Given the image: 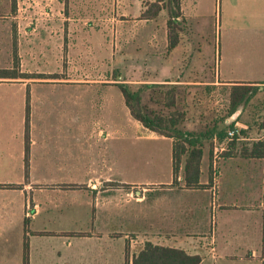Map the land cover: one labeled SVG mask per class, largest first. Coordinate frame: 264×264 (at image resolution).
<instances>
[{
  "label": "rangeland",
  "instance_id": "obj_1",
  "mask_svg": "<svg viewBox=\"0 0 264 264\" xmlns=\"http://www.w3.org/2000/svg\"><path fill=\"white\" fill-rule=\"evenodd\" d=\"M156 1L16 0L15 14L22 19L26 63H30L33 57L31 53L36 47L38 55L33 58V62L42 74L51 72L63 78L79 77L91 82L111 83L106 86L93 83L86 88L87 180L94 176V170L100 167L98 172H102L105 169L101 166L112 167L115 172L118 170V175L113 171V177L119 183L131 179L142 182L165 181L172 170V141L146 132L131 116L116 85L123 82L139 88L145 81L158 82L173 67L178 66L169 63L170 58L177 61L175 55L180 59L179 68L182 69L184 54L177 51L173 57L169 55L168 12L162 11L153 20L142 18V13ZM182 1L186 16L182 26L185 35L189 36L190 44H193L192 56L185 55L184 60L191 61L198 76L219 80L220 84L192 89L152 84L143 93L144 107L149 112L166 117L177 112L184 114L178 127L189 132L207 133L213 129L217 133L227 132L234 122L229 116L230 95L234 85H224L221 81H264V25L256 14L257 7L260 9L259 3L253 5L255 16L249 21L241 16L239 0ZM34 30H37L36 34ZM34 36L37 37L36 43ZM37 57L38 60H35ZM3 86L0 85V99L4 102L0 111V148L5 151L0 153V186H3L0 190V207L4 206L5 195L14 196L10 186L22 189L23 185L17 183L23 184L25 181V169L23 171L20 168L19 160L15 158L17 155L10 151L19 145L17 132L20 120L25 116V105L16 100L11 87ZM167 97L175 100V107L167 105ZM238 111L240 119L235 121L248 126L242 135L258 138L264 129V87ZM100 131H103L101 135ZM248 143L251 142L238 141L236 138L229 144L243 150ZM213 148L214 139L206 140L205 149L212 157ZM116 151L119 156H115ZM102 155L106 164L98 165V157ZM184 167L185 163H182L180 173L184 174ZM123 173H127V177ZM62 187L66 191L55 192L50 187L39 191L35 187L34 197L41 201L42 212L30 221L29 231L56 233L81 230L88 234L93 229L96 223L95 195L92 190L89 188L85 193H75L70 190L71 186ZM101 187L105 188L106 184L102 183ZM131 187L120 184L117 187L120 212L122 208L126 209V194L132 193ZM210 199H213L212 194ZM16 200L6 207L7 220L2 222V228L6 231L0 238V264H23L20 256L22 244H12L16 242L17 233L13 224L18 223V217L14 216L18 215L21 207V201ZM27 212L29 217L26 215V218L34 217L30 207ZM23 227L25 231V223L22 222L19 229L23 230ZM216 228H219L217 220L214 230ZM122 229L126 231L125 226ZM46 235L31 237L30 264H127L128 259L131 264L133 257L147 242L159 243L157 235L149 232L115 233L114 236L118 237L113 239L116 244H97L98 238H95L94 233L76 239L67 235ZM125 235L128 239H119ZM145 236H148L149 241ZM81 239L85 244H78ZM132 240L134 247H129L126 242L131 244ZM69 241L74 244H68ZM232 264H239V260Z\"/></svg>",
  "mask_w": 264,
  "mask_h": 264
},
{
  "label": "crops",
  "instance_id": "obj_2",
  "mask_svg": "<svg viewBox=\"0 0 264 264\" xmlns=\"http://www.w3.org/2000/svg\"><path fill=\"white\" fill-rule=\"evenodd\" d=\"M239 1L241 16L246 17L249 21L255 16L252 10L253 5L256 4L255 2L259 3L257 5L260 6V9L257 7L256 14L260 23L264 25V0ZM242 5L244 12L242 11ZM182 13L186 20L183 1ZM54 20L58 21V19ZM36 32L37 30H34L35 34ZM184 32L180 34L178 46L170 50V57H173L177 51L184 54V59H186L185 55L190 54L192 56L191 48L193 44H190L189 36L185 35ZM32 35L33 33L30 34L33 41ZM23 37L22 19L16 16L12 0H0V70H16L20 74H42L33 62V58L38 55L35 46L33 53H31L33 57H31L30 63H26L23 53ZM36 41L37 37L34 36V43ZM30 44L32 45V42ZM15 53L17 54V62H15ZM175 57L177 61L174 62L175 58H170L169 63L178 66L173 67L169 74H165L158 82L145 81L144 83L175 88L186 86L191 89L220 84L219 80L198 76L189 60L183 59V62H181L182 69H180V59L177 55ZM35 60H38V57ZM43 75L46 76L44 78L25 79L0 78V85L4 84L3 87H11L14 90L13 95L16 96V100L25 105V110L29 95L30 106L29 177H26L25 173L24 183H17V185H23L22 189H12L14 196H4V206L0 207V238L3 237V232L6 231L2 228V222L7 220L8 215L6 207H9L12 201L16 198H18L16 201H21L20 212L14 216V218L18 217V223L13 224L16 229H19L20 224L22 222L24 224L26 220L27 208L30 207L34 212V217L32 216L29 219L30 221L42 212L41 201L34 197L35 187L39 191L46 189L45 187H50L55 192H61L66 191L62 186L67 185L71 186L70 190L75 193H85L90 188L93 195H95L94 222L96 225L93 224L94 227L88 234H96L97 244H116L113 240L118 238L114 236L115 233L144 234L149 232L157 235L159 243L153 244L182 249L191 255H200L202 264H217L218 262L232 264L237 259L239 264H264V158H246L242 156V148L235 146H231L230 150L228 148L229 152L220 161L219 190L215 211L219 228L214 230L212 224L214 210H212L210 199L212 194L210 185L212 155H209L210 152H207L204 148L200 183L205 187L201 189L186 188L183 173L178 176L179 183L173 185L175 180L173 140L169 138L167 139L172 141V170L167 180L142 182L131 179L122 182L123 184L116 182L117 178L113 177V168L111 167V170L108 166H101L106 164L103 155L98 157V165L101 164V168L105 169H101L102 172H98L100 167L94 170V176L87 180L86 88L88 85L92 86L93 83L105 86L111 85V83L107 81L91 82L79 77L75 79L63 78L54 76L51 72ZM221 83L224 85L255 84L260 86V89L264 87V81L262 80L221 81ZM2 103L4 102L0 99V111ZM25 120L26 111L18 126L17 139L19 145L10 150L17 155L15 158L19 160L20 168L23 171L25 169ZM245 126L248 129V126ZM142 127L146 132L153 134L154 137L159 136L143 125ZM102 133L103 131H100L99 135ZM245 133L241 132L238 141H250L251 143L246 144V147L251 148L253 143L264 141V129L258 134V138H249L242 135ZM3 151L5 150L0 148V153H3ZM115 156H119L117 151ZM90 157L93 159L92 156ZM115 173L118 175V170ZM123 175L127 177V173H123ZM102 183L106 184L105 188L101 187ZM119 184L132 186V193L126 194V209L122 208L124 211L121 212L120 196L117 188ZM16 192L19 194L17 195ZM137 209L140 212L139 214H137ZM151 211L153 212L152 217ZM124 226L126 231L122 229ZM13 229L17 233L16 242L12 244H22L23 246L24 227L23 230L21 228L19 230ZM84 232L81 230L57 231L56 233L30 231L29 241L32 244V236H48L46 234L56 237L67 235L72 239L90 236L86 232L84 236ZM126 238L128 239L127 235L119 239ZM145 238L149 241L148 236H145ZM133 242L132 240L130 244L128 241L126 244H129V247H134ZM80 243L85 244V241L81 239L78 244ZM5 244L7 243L5 242ZM68 244L74 243L69 241ZM203 250H205V253ZM19 253L20 250L17 254L19 255ZM20 256L23 260V247Z\"/></svg>",
  "mask_w": 264,
  "mask_h": 264
},
{
  "label": "trees",
  "instance_id": "obj_3",
  "mask_svg": "<svg viewBox=\"0 0 264 264\" xmlns=\"http://www.w3.org/2000/svg\"><path fill=\"white\" fill-rule=\"evenodd\" d=\"M13 10L16 8V0H12ZM168 12L167 21V37H168V50H173L180 43V34L184 31L182 24L184 17L182 13V0H157L151 4L142 13L144 20H153L160 15L162 11ZM15 62H17V54L15 53ZM44 78L45 75L39 74H26L18 73L16 70H0V78ZM54 77V76H51ZM118 74H116V78ZM152 84H144L139 88H134L129 83H118L125 101V105L133 119L140 122L146 129L173 140V171L174 183L178 184V176L180 174V167L185 163L184 167V185L188 189H201L205 187L200 183L202 176L201 161L204 154L205 141L208 139L213 140L217 137L223 141L227 132L217 133L215 129L207 133H196L183 130L178 127L184 114L177 112L176 114L166 117L164 115L149 112L143 104V93ZM175 88V87H174ZM260 89V86L255 84H236L233 86L230 95L229 116H233L242 105H245L249 100L254 97ZM174 90V89H173ZM175 91V90H174ZM167 105L175 107V100L167 97ZM240 119V118H239ZM237 119V120H239ZM233 122L229 128L234 126ZM29 129H30V106L29 95L27 98L26 120H25V173L26 177L29 172ZM226 133V134H225ZM242 133H245L242 131ZM232 144L229 146V150ZM233 147V146H232ZM225 152L223 157L229 152ZM242 156L246 158H264V141L253 143L252 147H244ZM186 157V158H185ZM212 180V178H211ZM210 180V182H211ZM128 186V185H122ZM3 186H0L2 188ZM14 188V186H10ZM16 188V186H15ZM30 220H25V236L23 244V264H30V241L28 230ZM37 235V234H35ZM127 264H130L128 259ZM131 264H202V257L200 255H191L186 251L177 248L165 247L155 245L147 242L144 248L133 257Z\"/></svg>",
  "mask_w": 264,
  "mask_h": 264
},
{
  "label": "built area",
  "instance_id": "obj_4",
  "mask_svg": "<svg viewBox=\"0 0 264 264\" xmlns=\"http://www.w3.org/2000/svg\"><path fill=\"white\" fill-rule=\"evenodd\" d=\"M234 126L227 131V135L223 141L219 140L217 137L214 138V148H213V157L211 163V171H212V195L213 199L211 200L212 210L214 213L212 215L213 228H215V220L216 214L215 211L217 209V195H218V186H219V178H220V161L223 158V154L228 151L229 143L239 138L241 136V132L247 127L243 124H240L237 121H234ZM29 217V213L26 214Z\"/></svg>",
  "mask_w": 264,
  "mask_h": 264
},
{
  "label": "water",
  "instance_id": "obj_5",
  "mask_svg": "<svg viewBox=\"0 0 264 264\" xmlns=\"http://www.w3.org/2000/svg\"><path fill=\"white\" fill-rule=\"evenodd\" d=\"M239 114H240V112L237 111V112L232 116V120L235 121V120L238 118Z\"/></svg>",
  "mask_w": 264,
  "mask_h": 264
}]
</instances>
